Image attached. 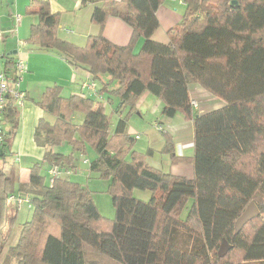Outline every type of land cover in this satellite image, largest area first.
I'll return each instance as SVG.
<instances>
[{
  "label": "trees",
  "instance_id": "obj_1",
  "mask_svg": "<svg viewBox=\"0 0 264 264\" xmlns=\"http://www.w3.org/2000/svg\"><path fill=\"white\" fill-rule=\"evenodd\" d=\"M183 1L182 17L162 43L152 33L164 0H81L95 3L90 21L100 30L109 16L132 30L126 45L112 43L100 31L88 35L83 47L58 37L60 12H51L48 0H30L27 13L38 21L29 25L27 43L86 69L92 79L108 75L129 112L147 90L161 100L162 115L179 111L190 120L192 155L179 160L192 165L193 176L163 172L147 163L148 153L132 151L135 138L125 131L127 116L109 132L102 103L95 105L88 94L62 97L58 87H49L38 103L55 119L40 118L33 135L43 156L30 167L28 180L16 186L15 161L8 158L14 154L10 129L2 142L0 254L3 232L14 218L10 197L28 195L34 212L0 264H264V0H235L233 6L231 0ZM139 37L142 46L134 53ZM2 55V68L10 70L16 59ZM189 83L201 85L224 105L205 113L194 110ZM15 103L8 96L4 108V122L11 126ZM75 111L84 114L81 125L71 120ZM66 141L80 152L88 142L96 152L86 165L88 174L111 179L116 215L110 228H104L85 186L61 175L47 185L43 180V167L76 169L73 154L53 150ZM170 147L167 140L161 150L169 153ZM134 188L151 190V198H134ZM251 201L260 214L236 230L234 223ZM223 239L231 247L218 257Z\"/></svg>",
  "mask_w": 264,
  "mask_h": 264
},
{
  "label": "crops",
  "instance_id": "obj_2",
  "mask_svg": "<svg viewBox=\"0 0 264 264\" xmlns=\"http://www.w3.org/2000/svg\"><path fill=\"white\" fill-rule=\"evenodd\" d=\"M48 1L51 12H60V22L58 23L59 26L57 27V35L62 39L68 40L76 45L84 47L88 35H95L100 31L102 33V36L117 45H126L131 38V28L116 16L107 17L101 30L98 25L91 23L90 16L95 4L93 2H87L83 5L81 4V0ZM28 3H30V0H27L24 6L26 12L28 9ZM184 6L185 3L183 0H164V2L157 7L156 17L158 21V27L152 33L153 40L162 43H166L169 40L168 32L180 21L179 19H181L185 9ZM6 12L7 9H5L3 1L0 0V54L7 52V54L11 55L14 60L21 59L25 63L24 65H26L27 68L26 72L21 77L22 81L20 85V91H23L25 93V97L22 99L21 104H18L17 102L15 103L17 108L15 116L16 121L14 122V125L10 126L11 131L10 137L8 139L13 152L18 156L20 155V158L18 157V162H23L24 164L16 166L15 163V166L13 167L15 169L14 181L16 186L19 181L24 182L28 180L30 167H32L35 163L37 164V162L41 161V158L43 156L44 149L40 146H37L34 142L33 135L35 125L40 118H43L49 122H53L55 119L54 115L46 112L41 104L38 103L41 101L42 96L47 88L52 86L58 87L59 94L62 97H67L69 95L73 96V94H88L94 99L95 105L98 102L104 105L105 113H107L106 111L109 106V121H112V130L115 129V124L117 123L116 121L119 119V117H122L125 114L124 112L126 111L127 107L121 106L120 100L114 101L110 98H107L105 100L106 90H104L102 86L106 83L107 80H109L108 75H103L100 79H92V75H90V73L86 69L84 70L83 68H73L72 64L67 63V60L63 59L58 54H55V52L39 50L32 44L31 48H29L30 46L28 47L25 39L28 38L29 35V25L34 24L38 21V16L36 14L28 13L31 17L25 16L26 19L23 17L21 18V16L19 15L20 22L16 24L15 19H12L11 16V21ZM65 16H68L70 18L69 22L64 21ZM27 18H29V20ZM12 22L15 23V26L11 27ZM19 35L24 38L20 39V37H18ZM142 42L143 40L141 37L136 39L133 46L134 53H137L140 50ZM2 67L3 62L0 61V69ZM92 81L94 83L93 88H95L96 94L90 93L85 87L82 86L84 83H89ZM110 82H112V80ZM188 93L190 102L192 103L193 101H195L198 103V109L197 106H193V109L197 110L199 113H205L224 105V101L213 96L210 92L205 90L201 85L197 83H189ZM114 105L115 109L113 110ZM151 108H154L152 111L156 114H158V112L161 113V111L159 110H161L162 108V102L151 92L145 90L140 94L138 98H136L133 111H137L141 115V112L139 111ZM112 111H115L114 119H112L111 117V115H113ZM176 114L171 117L165 116L163 123L167 122L168 120H172V118H175ZM73 116L74 119L77 120L84 119V114H82V112L80 111H75L73 113ZM182 118L189 124H191L190 120L186 119L183 114ZM109 123L110 122H108V125ZM128 125V127L126 125V129H129L125 131L133 135L135 133V130L132 128L133 125ZM157 125L158 124H155V126ZM163 128L164 131L166 130L168 132V126L164 125ZM179 128L180 127H177V129ZM5 130L6 132L9 131V129ZM183 145H181L179 153H176L177 155L173 153L175 157L173 156L172 161H170L172 162V164H167L165 162L167 155H165V158L163 157V159H161L162 154H159V152L156 153L153 146H148V163H152V158V160H154L153 164H151L152 166L158 169L161 168L163 172L172 173L173 170L169 171L168 167H172V165L174 167L176 166V164H178L177 161H179V157L182 156L181 154L183 152ZM187 145L188 143H186V146ZM53 150H55L54 147ZM179 163H182V161H179ZM159 165L162 166L159 167ZM70 173H73V171H70ZM44 179H48V172L46 171V167Z\"/></svg>",
  "mask_w": 264,
  "mask_h": 264
},
{
  "label": "rangeland",
  "instance_id": "obj_3",
  "mask_svg": "<svg viewBox=\"0 0 264 264\" xmlns=\"http://www.w3.org/2000/svg\"><path fill=\"white\" fill-rule=\"evenodd\" d=\"M3 1L5 9H7L6 14L10 17L12 16V19H15V15L18 14L21 16V18L26 17H31L30 14L26 12L25 9V4L27 0H1ZM18 6V7H16ZM12 14V15H11ZM65 15V14H64ZM11 19V21H12ZM26 19V18H25ZM29 20V18H27ZM64 21L69 22L70 18L68 16L64 17ZM12 26H15V23L12 22ZM20 39H23L21 35H19ZM26 40V39H25ZM28 47L31 48V44H28ZM46 70V69H44ZM50 71V70H48ZM108 83L107 88L104 89L106 90L105 92V100L107 98H110L111 100L118 101V96L115 95L113 89L116 87V83L114 81L110 82V80L106 81ZM195 102V101H194ZM197 106V109L199 107L198 103L195 102V107ZM115 109V105L113 106V110ZM154 108L147 109V110H141V115L136 111V112H129V108L126 109L124 112L125 114L123 116H127V127L129 126L128 124L133 125L132 128L135 130V133L139 135L137 139H134L132 144H131V150L133 151H140L141 153H148L146 156L147 163L149 161V151H148V146H153L154 150L156 153L159 152V154H162L161 159L163 157L165 158L166 156V163L167 164H172V158L173 155H177L176 153H179L181 149V145H183V152H182V157H187L192 155V124H189L187 121H185L182 118V113L177 111L175 118H172V120H168L167 122L163 123L164 120V115L162 113L156 114L153 112ZM213 109V108H210ZM160 111V110H159ZM107 114L110 116V107L108 106L107 109ZM115 111H112L111 117L114 119V113ZM129 113V114H128ZM73 124L75 125H81L83 123V120H77L74 119V116L71 118ZM108 126V131L112 132V126L111 123L112 121H109ZM117 122V121H116ZM155 124H158L155 126ZM168 126L169 130L168 132L165 130L163 126ZM5 129H10L11 124L9 122L4 123ZM177 127H180L177 129ZM129 129V128H127ZM126 129V130H127ZM167 140L170 141L171 147L169 148L171 151L169 153L162 152L161 149H163V146L167 143ZM186 143L188 145L186 146ZM191 145V146H190ZM56 152H59L61 154H73L74 156V164L76 166V169L73 170V173H66L63 172L62 178L68 179L71 181L78 182L82 186H85L91 193L92 199L94 201V204H96L99 213L101 214V217H104V228H110L111 223L113 222V219L115 218L116 215V210L112 204L111 200V193L109 190V185L111 184V179L110 178H105L101 177L98 172H91L88 174V166L87 163H84L83 160L86 159L88 161H92L93 159L96 158V152H94V148L88 144L84 145V151H76L73 148V145L71 142H61L55 147ZM174 153V154H173ZM17 157L20 158V155L18 156L16 153L10 155L8 157L9 159L12 158L16 166L22 165L23 162H18ZM11 159V160H12ZM127 159H130V155L128 156ZM23 160V159H22ZM152 163H149L150 165L153 164L152 158H151ZM169 161V162H168ZM182 161V160H179ZM176 164V166L173 167H168L169 171H172V174L174 175H181V176H189L187 178H190L193 176V168L192 165L182 161V163ZM165 164V163H164ZM24 165V164H23ZM162 165H159V167ZM161 170V168H160ZM43 175L45 174V168L42 169ZM46 185L49 184L48 180L44 179ZM132 196L138 200L141 201H148L151 196H152V191L148 189H138L134 188L132 189ZM15 201L11 200L9 201V209L12 210L14 218L11 222V224L7 227L5 232V243L3 244V249L1 250L0 254V262L2 261V258L4 257L7 249L10 246H14L18 240L19 232L21 230L22 225L30 221L34 212V209L31 204L28 203L26 200H22L16 207L14 206ZM186 210H183L182 216L185 217L186 215ZM11 211L9 213V216H11ZM262 216L264 218V212H262ZM103 228V229H104Z\"/></svg>",
  "mask_w": 264,
  "mask_h": 264
},
{
  "label": "built area",
  "instance_id": "obj_4",
  "mask_svg": "<svg viewBox=\"0 0 264 264\" xmlns=\"http://www.w3.org/2000/svg\"><path fill=\"white\" fill-rule=\"evenodd\" d=\"M15 22L16 24H18L20 22V16L19 15H15ZM2 54H0V61L2 58ZM25 63L20 59H16L14 61V63L12 64V68L10 70H6L4 68L0 69V151H1V146H2V142H4L5 140V135H6V130H5V126H4V108L6 106V99L8 98V96L12 97L13 99H15V101L18 104H21L22 99L25 97V93L23 91H20V85H21V81H22V76L24 75V73L26 72V65H24ZM83 87H85L90 93L96 94L95 88L94 87V83L93 82H89V83H84L82 85ZM192 106H195V102L193 101ZM133 138L137 139L139 137L138 134L134 133ZM17 159H19L17 157ZM84 163H88V160L84 159L83 160ZM48 182L52 183L55 177L58 176H62L63 172L66 173H70V170H66V171H61L58 167L52 166L50 167L48 170ZM11 200L15 201V204L18 205L23 199L28 201L29 204L30 203V199L28 197V195L24 196V197H14L11 196L10 197Z\"/></svg>",
  "mask_w": 264,
  "mask_h": 264
},
{
  "label": "water",
  "instance_id": "obj_5",
  "mask_svg": "<svg viewBox=\"0 0 264 264\" xmlns=\"http://www.w3.org/2000/svg\"><path fill=\"white\" fill-rule=\"evenodd\" d=\"M229 5H237V2L235 0H231ZM262 206L264 207V201L262 203ZM258 209V206L253 201L249 202L247 207L237 218L236 223H234L236 230H239L244 225V223L246 224V222L258 216L260 214V210ZM230 247L231 245L226 241V239H223L218 247V250H216L217 256L223 257Z\"/></svg>",
  "mask_w": 264,
  "mask_h": 264
}]
</instances>
